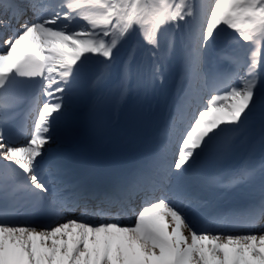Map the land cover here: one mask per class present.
I'll return each instance as SVG.
<instances>
[{"label": "snow or ice", "instance_id": "6c2138e0", "mask_svg": "<svg viewBox=\"0 0 264 264\" xmlns=\"http://www.w3.org/2000/svg\"><path fill=\"white\" fill-rule=\"evenodd\" d=\"M0 264H264V0H0Z\"/></svg>", "mask_w": 264, "mask_h": 264}, {"label": "bare ground", "instance_id": "6f19581e", "mask_svg": "<svg viewBox=\"0 0 264 264\" xmlns=\"http://www.w3.org/2000/svg\"><path fill=\"white\" fill-rule=\"evenodd\" d=\"M175 79H176V71L173 70V72L169 75L168 83L166 85L164 94L162 96H159L157 98V101L154 103L153 112H152L150 119L148 120L143 132L141 133V136H140L136 146L143 143V142L148 141V142H150V144L148 146L151 147V145H152V148L154 147V142L156 141L158 133L163 128L165 120H166L169 112L174 111L172 99L174 98V96L176 94ZM197 99H199V98H197ZM114 148H121V149H124V151H125L126 148H129V147L108 146L105 149V151H111ZM134 148H130V149H134ZM88 160H90V159L78 160L77 162L78 163H84Z\"/></svg>", "mask_w": 264, "mask_h": 264}]
</instances>
